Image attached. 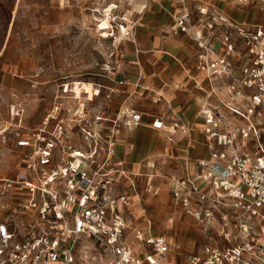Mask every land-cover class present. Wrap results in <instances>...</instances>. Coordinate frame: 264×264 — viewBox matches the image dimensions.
<instances>
[{"label":"built area","instance_id":"2783aa9c","mask_svg":"<svg viewBox=\"0 0 264 264\" xmlns=\"http://www.w3.org/2000/svg\"><path fill=\"white\" fill-rule=\"evenodd\" d=\"M117 8L114 4L109 10L108 35L117 32L135 43L132 26L114 15ZM222 21L244 39L251 58L239 66L226 58L234 51L229 30L222 35L225 55L201 32L192 33L201 49L197 68L225 81L228 99L214 107L203 104L200 110L208 156L193 160L192 174L168 176L173 204L208 239L180 264H264V148L250 119L264 110V32ZM189 22L190 14L183 10L174 25L188 32ZM205 27L215 29L213 22ZM66 90L73 103L54 104L41 126L16 138L14 146L25 161L23 175L0 176V264H83L88 251L83 255L77 249L80 239L96 246L88 253L89 264H95L90 262L95 256L98 264H177L167 236L131 229L124 214L129 194L113 176L123 171L110 167L116 134L122 126L141 125L142 114L131 110L113 120L99 114L90 119L85 95L80 101L73 87ZM238 118L243 126L237 125ZM149 126L164 131L169 142L194 131L179 118L166 121L162 115ZM249 141L257 150L246 149ZM212 229L217 239L209 236Z\"/></svg>","mask_w":264,"mask_h":264},{"label":"rangeland","instance_id":"374dc122","mask_svg":"<svg viewBox=\"0 0 264 264\" xmlns=\"http://www.w3.org/2000/svg\"><path fill=\"white\" fill-rule=\"evenodd\" d=\"M111 3L118 5L114 12L117 20L125 18L135 37L136 19L130 12L136 0H0V176L19 179L23 175L25 161L21 150L14 146L16 138L41 126L54 104L73 103V99L67 98L66 89L74 87L76 81L91 82L100 90L93 101H85L90 119L97 114L112 117L121 106V112L134 108L122 104V98L115 94L122 92L120 86L125 84L119 83V75L126 72L130 56L127 43H135L117 32L108 35L110 23L106 11L113 7ZM82 96L80 101H84ZM144 98L135 92L127 103L141 99L146 102L148 99ZM164 110L166 121L176 117L166 102ZM259 113L255 112L250 119L256 123L264 148V110ZM237 125L243 126L244 121L238 118ZM247 147L252 152L257 150L253 141L247 142ZM171 160L174 159L166 155L155 162L153 169L144 163L137 188L140 201L133 197L128 213L133 218L131 226L141 228L140 221L146 218L151 221L154 233L171 235L179 246L176 263L180 264L208 239L191 216L171 203L166 186V176L174 167ZM152 173H156L153 180L161 188L157 196L144 191L145 180ZM162 194L164 199L160 197ZM3 214L1 211L0 215ZM169 218H173L172 225ZM209 236L217 239L214 229ZM94 247L91 240H79L77 249L82 250L81 254L88 251L83 264H89L88 253ZM92 261L99 263L96 256Z\"/></svg>","mask_w":264,"mask_h":264},{"label":"crops","instance_id":"0c3cea01","mask_svg":"<svg viewBox=\"0 0 264 264\" xmlns=\"http://www.w3.org/2000/svg\"><path fill=\"white\" fill-rule=\"evenodd\" d=\"M183 10L190 14L188 32L178 30L174 25L175 18ZM130 13L132 18L136 19L135 44L127 43L130 56L125 64L126 72L119 75V83L125 84L120 86L122 92L115 94L122 98V104L133 105L135 109L130 111L135 110L142 114V124L120 128L114 138V154L110 167L123 171V174L115 172L113 176L117 187L129 194V203L124 214L131 223L133 218L128 211L132 209L133 197L140 201L137 188L144 163L153 169L155 162L167 155L174 159L171 160L174 164L173 171L169 172L168 176L184 177L186 174H192L193 160L207 157L209 154V140L202 133V105L214 107L219 105L220 101L228 99L226 82L211 78L197 68L201 49L193 40L192 33L201 32L220 54L225 55L226 46L222 42V35L228 30H233L223 24L222 19L228 23L240 24L245 30L259 27L264 32V0H136ZM209 22L214 23V30L210 31L205 27V23ZM232 41L234 51L225 55L226 58L238 66L248 63L251 55L245 47L244 39L233 32ZM135 92L148 100L127 103ZM94 97L89 96V101H93ZM164 101L176 115L174 118L193 126L194 131L190 137L177 138V135L173 142H169L164 131L149 126L154 116L166 117ZM120 109L122 110V106L117 114L106 117L113 120L117 115L122 116ZM105 124L110 125V122ZM151 164L153 167H150ZM156 176V173L148 175L144 183V191L152 196H157L161 190L153 180ZM168 176L166 186L171 198ZM160 197L164 199V194ZM170 200L173 203L172 198ZM174 207L178 208L175 205ZM140 222V230L148 231L152 235L167 236L171 243V257L176 260L180 252L172 236L167 233H154L149 219L144 218ZM168 222L172 225L173 218H169ZM132 227L133 225L131 229ZM133 232L130 230L129 235Z\"/></svg>","mask_w":264,"mask_h":264},{"label":"bare ground","instance_id":"6f19581e","mask_svg":"<svg viewBox=\"0 0 264 264\" xmlns=\"http://www.w3.org/2000/svg\"><path fill=\"white\" fill-rule=\"evenodd\" d=\"M106 16H107L106 18L108 20V18H109V11H106ZM73 90H74V92H78V94L80 96H82L84 94L85 95V98L87 100H89V96H94L95 92L97 94H99V89L96 88V87H94L93 83L86 82V81H81V82L76 81V83H75V85L73 87ZM127 112L129 113L130 110H127Z\"/></svg>","mask_w":264,"mask_h":264}]
</instances>
